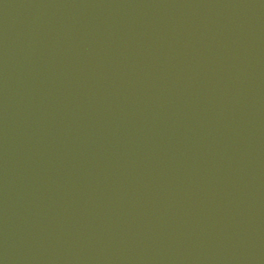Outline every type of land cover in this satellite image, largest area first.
Here are the masks:
<instances>
[{
  "label": "water",
  "instance_id": "95a60500",
  "mask_svg": "<svg viewBox=\"0 0 264 264\" xmlns=\"http://www.w3.org/2000/svg\"><path fill=\"white\" fill-rule=\"evenodd\" d=\"M0 264H264V0H0Z\"/></svg>",
  "mask_w": 264,
  "mask_h": 264
}]
</instances>
